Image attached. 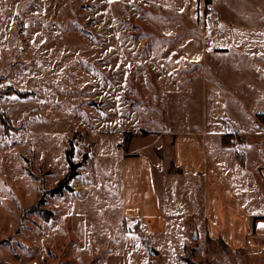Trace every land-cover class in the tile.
<instances>
[{"label": "rangeland", "instance_id": "rangeland-1", "mask_svg": "<svg viewBox=\"0 0 264 264\" xmlns=\"http://www.w3.org/2000/svg\"><path fill=\"white\" fill-rule=\"evenodd\" d=\"M247 2L0 0V264H219L224 247L200 246L192 228L185 250L168 207L188 205L167 181L175 125L240 116L227 92L248 62L220 57L202 15L226 21ZM71 145L83 165L72 192L52 195Z\"/></svg>", "mask_w": 264, "mask_h": 264}, {"label": "crops", "instance_id": "crops-1", "mask_svg": "<svg viewBox=\"0 0 264 264\" xmlns=\"http://www.w3.org/2000/svg\"><path fill=\"white\" fill-rule=\"evenodd\" d=\"M250 1L234 7L230 19H222L224 35L208 42L225 49L227 53L220 57L232 52L234 58L248 62L247 72L239 75L243 88L227 92L240 116L200 130L179 131L175 125V173H168L167 181L181 190L188 205L180 211L179 203L177 209L168 207L171 220L183 234L187 232L184 245L189 246L192 228L198 232L200 246L224 247L225 251L212 253L219 264H264V0ZM226 136L232 138L231 147L224 145ZM146 163L160 205L153 163ZM158 212L161 220L155 232L164 233L166 219L162 210ZM139 225L151 238L142 221Z\"/></svg>", "mask_w": 264, "mask_h": 264}, {"label": "trees", "instance_id": "trees-1", "mask_svg": "<svg viewBox=\"0 0 264 264\" xmlns=\"http://www.w3.org/2000/svg\"><path fill=\"white\" fill-rule=\"evenodd\" d=\"M3 113L2 111L0 112V114ZM262 116H259L258 119L259 120H262ZM3 125L5 126L6 129L9 128V125L6 124V122H3ZM229 139V141L227 140ZM231 137H224V145L227 146V147H231L232 146V142H231ZM67 162H68V165H69V174L68 176L59 184V186L52 191V195H64V193L66 191L68 192H72L73 190L71 189V187L69 186L70 183L75 180L78 175H79V169L82 167L83 163L81 164H77L74 162V151H73V148H72V145H71V149L67 152ZM89 158H88V155H86L84 157V161H87ZM181 173V171L179 172ZM148 241V238L147 240ZM198 242V241H196ZM188 246V245H187ZM187 246L185 247V250L187 248Z\"/></svg>", "mask_w": 264, "mask_h": 264}, {"label": "built area", "instance_id": "built-area-1", "mask_svg": "<svg viewBox=\"0 0 264 264\" xmlns=\"http://www.w3.org/2000/svg\"><path fill=\"white\" fill-rule=\"evenodd\" d=\"M223 20L219 14L214 12L213 10H208L202 15V25L206 30H211L214 28L219 29L218 35L223 36L224 32L221 29V25Z\"/></svg>", "mask_w": 264, "mask_h": 264}, {"label": "water", "instance_id": "water-1", "mask_svg": "<svg viewBox=\"0 0 264 264\" xmlns=\"http://www.w3.org/2000/svg\"><path fill=\"white\" fill-rule=\"evenodd\" d=\"M194 240H197L196 235L194 236ZM145 246L148 248L151 257L156 258L160 256V253L157 250H155V248L149 242H146Z\"/></svg>", "mask_w": 264, "mask_h": 264}]
</instances>
